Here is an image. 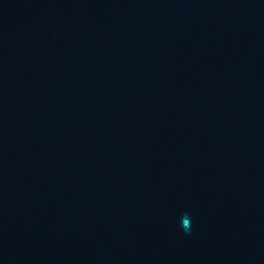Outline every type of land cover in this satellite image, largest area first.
Segmentation results:
<instances>
[{"label": "water", "instance_id": "obj_1", "mask_svg": "<svg viewBox=\"0 0 264 264\" xmlns=\"http://www.w3.org/2000/svg\"><path fill=\"white\" fill-rule=\"evenodd\" d=\"M0 264H264V0H0Z\"/></svg>", "mask_w": 264, "mask_h": 264}, {"label": "clouds", "instance_id": "obj_2", "mask_svg": "<svg viewBox=\"0 0 264 264\" xmlns=\"http://www.w3.org/2000/svg\"><path fill=\"white\" fill-rule=\"evenodd\" d=\"M180 227L186 234L191 233V215L187 212L183 213L180 217Z\"/></svg>", "mask_w": 264, "mask_h": 264}]
</instances>
